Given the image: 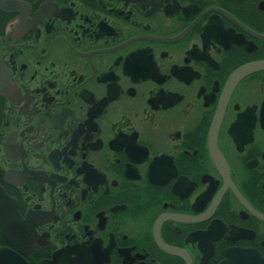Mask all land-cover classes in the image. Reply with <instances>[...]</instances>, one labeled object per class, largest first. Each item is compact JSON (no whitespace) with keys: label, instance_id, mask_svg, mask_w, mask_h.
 Here are the masks:
<instances>
[{"label":"flooded vegetation","instance_id":"obj_1","mask_svg":"<svg viewBox=\"0 0 264 264\" xmlns=\"http://www.w3.org/2000/svg\"><path fill=\"white\" fill-rule=\"evenodd\" d=\"M0 250L264 264V0H0Z\"/></svg>","mask_w":264,"mask_h":264},{"label":"water","instance_id":"obj_2","mask_svg":"<svg viewBox=\"0 0 264 264\" xmlns=\"http://www.w3.org/2000/svg\"><path fill=\"white\" fill-rule=\"evenodd\" d=\"M10 91H12V89H10ZM12 93V92H11ZM16 94V93H15ZM16 97H18V95L16 94ZM11 102H14V101H12L11 100ZM4 254H3V252L0 250V256H3ZM57 258V260H59V258H60V255L58 254V256L56 257Z\"/></svg>","mask_w":264,"mask_h":264}]
</instances>
